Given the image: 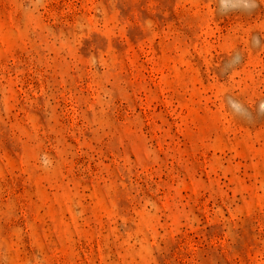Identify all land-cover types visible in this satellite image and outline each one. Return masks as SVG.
I'll return each instance as SVG.
<instances>
[{
	"label": "rangeland",
	"instance_id": "374dc122",
	"mask_svg": "<svg viewBox=\"0 0 264 264\" xmlns=\"http://www.w3.org/2000/svg\"><path fill=\"white\" fill-rule=\"evenodd\" d=\"M0 264H264V0H0Z\"/></svg>",
	"mask_w": 264,
	"mask_h": 264
}]
</instances>
